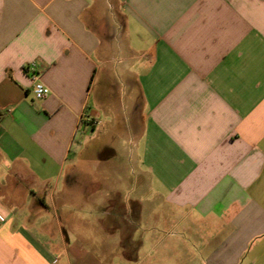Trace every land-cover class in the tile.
<instances>
[{"label":"crops","instance_id":"obj_1","mask_svg":"<svg viewBox=\"0 0 264 264\" xmlns=\"http://www.w3.org/2000/svg\"><path fill=\"white\" fill-rule=\"evenodd\" d=\"M0 264H264V0H0Z\"/></svg>","mask_w":264,"mask_h":264},{"label":"built area","instance_id":"obj_2","mask_svg":"<svg viewBox=\"0 0 264 264\" xmlns=\"http://www.w3.org/2000/svg\"><path fill=\"white\" fill-rule=\"evenodd\" d=\"M31 69H34V66ZM33 92L37 99H44L51 94L50 88L41 81H36Z\"/></svg>","mask_w":264,"mask_h":264}]
</instances>
